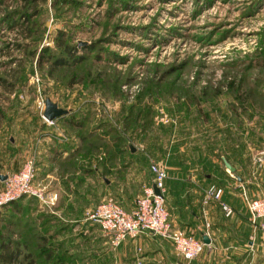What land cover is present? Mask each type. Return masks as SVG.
I'll use <instances>...</instances> for the list:
<instances>
[{
	"label": "rangeland",
	"instance_id": "374dc122",
	"mask_svg": "<svg viewBox=\"0 0 264 264\" xmlns=\"http://www.w3.org/2000/svg\"><path fill=\"white\" fill-rule=\"evenodd\" d=\"M32 21L37 31L27 30ZM57 35L82 58L48 71L36 58L42 47L62 54ZM45 98L87 114V128H110L125 149L137 145L147 163L156 152L167 173L165 198L187 201L189 183L201 208L209 184L243 205L242 193L264 196V0H0V170H14L11 146L20 160L34 131L56 126L43 120ZM175 143L190 146L181 183L169 173ZM217 145L241 180L227 168L217 176V163L208 164ZM125 153L106 170L99 166V183L107 176L113 191L125 185L127 198L134 186L124 184ZM104 157L100 149L96 159ZM12 230L9 240L33 246L29 233Z\"/></svg>",
	"mask_w": 264,
	"mask_h": 264
},
{
	"label": "crops",
	"instance_id": "0c3cea01",
	"mask_svg": "<svg viewBox=\"0 0 264 264\" xmlns=\"http://www.w3.org/2000/svg\"><path fill=\"white\" fill-rule=\"evenodd\" d=\"M66 113H75V111L70 108ZM55 119L56 126L42 124L43 128H40V132H33L35 136H38L31 138L35 140L33 139L31 142V144L33 143L31 148L25 150L26 153H29L23 158L20 160L16 158L22 154L19 149H11L12 146L6 152L7 157L10 155L13 158V162L9 164H12L13 171L19 168L20 161H23L27 155L35 156L34 181L43 187L45 201L36 198L37 207L34 213L43 211L53 216L46 235H50L53 240L60 242L66 248L67 253L72 255L73 260L81 261L82 264H185V260L174 249L168 238L144 233L135 237H126L117 245L112 246L96 223L83 218L85 210L94 206L99 197L102 199L117 197L116 201L125 209L131 208L133 199L138 194L133 195L136 186H140V193L143 185L151 183L149 162L147 163V159L137 156L139 154L137 145H130V152L125 153L123 162L125 165L124 174H126L124 184L126 186L133 185L134 189L130 187L126 198L123 196V190L126 192L125 185H119L117 190L113 191L111 178L109 180L107 176H101L104 179L103 185L99 183L96 154L91 156L90 153L87 157H82L81 152L75 153L73 156L69 155L77 148L80 140L75 135L74 129H71L61 118L55 117ZM10 141L12 142L11 137ZM224 148L217 145L218 156L208 155L207 157L208 164L214 166L217 163L218 166L214 169L217 176L221 171L226 170L223 159L233 166L234 169L230 172L235 173V165L224 157ZM208 149H212V147L209 146ZM225 152H227L226 149ZM169 155L168 163L171 166L169 173L172 174L174 180L181 183L184 181L182 166L188 165L191 160L190 146H181L175 143L171 147ZM150 156H155L153 160L162 161L156 152L154 154L151 152ZM193 161L197 162L192 158L191 162ZM82 163L89 168V171H82L80 167ZM7 172V170H0V173ZM206 173L205 176H208L211 171ZM221 175L224 176V172H221ZM184 185L188 186V184ZM189 185V190L187 189L186 193L183 192L187 196V201L183 202L181 195L171 196L167 192L165 205L171 228L184 230L200 239L203 234L209 238V242L204 243L201 252L192 258L190 263L264 264V237L260 230L252 227L246 206L238 200L231 199L223 191L221 194L222 198L224 195L223 200L233 207V213L229 217H225L218 206L211 204V201L201 208L195 202L196 190L191 183ZM1 187L2 180H0ZM102 187L104 192L98 195V191ZM50 196H53L52 202L46 201ZM20 201L25 204L27 196ZM12 211V206H1L0 217H4Z\"/></svg>",
	"mask_w": 264,
	"mask_h": 264
},
{
	"label": "built area",
	"instance_id": "2783aa9c",
	"mask_svg": "<svg viewBox=\"0 0 264 264\" xmlns=\"http://www.w3.org/2000/svg\"><path fill=\"white\" fill-rule=\"evenodd\" d=\"M54 119L43 117V120L50 124ZM148 169L151 173V183L141 187L140 193L133 199L131 208L125 209L118 201L105 198L85 210L83 218L96 223L112 246L126 237H135L144 233L168 238L174 249L185 260V264H191L190 260L201 252L204 242L184 230L171 228L165 205L167 173L164 162L150 160ZM35 170V156L29 154L17 170L6 173L0 188V207L22 195L34 196L45 201L43 187L34 181ZM232 175L234 176L233 173ZM221 194L220 186L209 184L203 191L201 203L204 205L211 199L216 200L223 215L230 216L233 207L221 200ZM242 197L252 227L260 230L264 237V196L247 197L242 193ZM52 200L53 196H50L46 201L52 202Z\"/></svg>",
	"mask_w": 264,
	"mask_h": 264
},
{
	"label": "trees",
	"instance_id": "16d2710c",
	"mask_svg": "<svg viewBox=\"0 0 264 264\" xmlns=\"http://www.w3.org/2000/svg\"><path fill=\"white\" fill-rule=\"evenodd\" d=\"M27 1L30 4H34L37 0ZM55 1L51 0V4L53 5ZM32 29L34 31L38 29L34 26V21L27 28V30ZM63 38L62 35H57L55 38L57 44L61 46L62 54H53L47 50V47H42L36 58V63L40 64L43 61H47L48 71H51L59 66L81 59V54L78 51L75 52V50L71 51L68 42ZM35 39H37V36L33 35L31 41ZM75 115V113H65L56 117L61 118L71 129H74L75 135L80 140L77 148L71 151L69 155L73 156L75 153L81 152L82 157H87L90 153L91 156L95 154L97 156L99 150L102 149L106 157L100 161L97 160V167L101 166L102 169H105L109 164L111 166L115 165L117 158L120 160L118 155L123 154V152H130L129 149L132 144L128 143L126 149L124 146L122 147L119 141H117L118 134L116 133L115 136L114 132L110 131V128H104L102 132L97 130L98 124L87 128L88 115L83 113L79 116ZM105 135L110 138H105ZM121 164L125 166L123 162ZM80 167L82 171H89V168L85 167L83 163ZM23 197L25 196L22 195L3 205L12 206L13 211L8 213L5 218L0 217V225L5 227L4 232L0 230V264H71L73 258L70 253H67L66 248L60 242L53 240L52 236L46 235L47 228L53 220L52 214L44 213L43 211L34 213L37 207L36 198L27 196V202L23 204L20 201ZM9 228L14 229L12 231L18 233H29V236H32L33 239V246L30 247L28 243L25 245V241L22 239L13 238L9 240L7 238L9 237L7 235ZM36 258L39 260L36 261Z\"/></svg>",
	"mask_w": 264,
	"mask_h": 264
},
{
	"label": "water",
	"instance_id": "95a60500",
	"mask_svg": "<svg viewBox=\"0 0 264 264\" xmlns=\"http://www.w3.org/2000/svg\"><path fill=\"white\" fill-rule=\"evenodd\" d=\"M66 112H67V110L65 108L58 106L55 102L51 101L49 98L44 99V108L42 111L43 117H45L47 119L55 118V117H58L62 114H65ZM223 163L229 171H233L234 168L229 162H227L226 160L223 159ZM233 174L238 180H241L240 176H238L235 173H233ZM5 177H6V173H0V180H3ZM201 239L204 243L209 242V238L206 234H203Z\"/></svg>",
	"mask_w": 264,
	"mask_h": 264
}]
</instances>
